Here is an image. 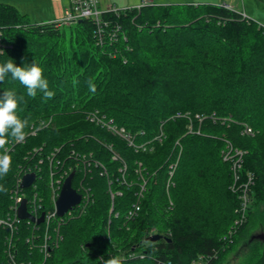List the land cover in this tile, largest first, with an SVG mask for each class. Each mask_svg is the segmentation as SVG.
<instances>
[{"label": "trees", "instance_id": "trees-1", "mask_svg": "<svg viewBox=\"0 0 264 264\" xmlns=\"http://www.w3.org/2000/svg\"><path fill=\"white\" fill-rule=\"evenodd\" d=\"M101 18L99 41L92 18L30 24L0 3V63L35 62L53 93L29 97L10 74L0 81L28 121L23 141L9 136L0 148L11 157L0 177V264H231L237 254V264H264V27L225 4H148ZM228 144L243 153L239 184L254 178L244 210L223 161ZM57 161L93 201L60 226L54 248L51 227L45 242L44 225L23 220L11 233L4 223L21 169L36 177L24 194L35 189L52 207L46 179Z\"/></svg>", "mask_w": 264, "mask_h": 264}, {"label": "rangeland", "instance_id": "rangeland-1", "mask_svg": "<svg viewBox=\"0 0 264 264\" xmlns=\"http://www.w3.org/2000/svg\"><path fill=\"white\" fill-rule=\"evenodd\" d=\"M0 3L15 7L21 14L26 15L30 24L60 20L64 17L65 11L69 10V0H0ZM144 3L161 6L225 4L232 11L264 27V0H97V7L104 12L109 6L118 10L135 9L140 8ZM239 256L238 254L230 256L228 261L237 264L241 259Z\"/></svg>", "mask_w": 264, "mask_h": 264}, {"label": "bare ground", "instance_id": "bare-ground-1", "mask_svg": "<svg viewBox=\"0 0 264 264\" xmlns=\"http://www.w3.org/2000/svg\"><path fill=\"white\" fill-rule=\"evenodd\" d=\"M95 7H94V9H95V11L97 12V16L95 17V16H91V17H86V18H84V17H82L81 16V11H80V9H75V8H73V9H71V6L69 5V10H66L65 11V15H64V17L63 18H61L60 20H57V21H54L55 23H57L59 26L60 25H69V24H71V23H73V22H82L84 19H89V18H92L93 20V22H94V24L96 25V27H97V35H98V37H99V41H101V40H103V36H104V33H103V30L107 27V23L105 22V21H103L102 20V15L103 14H105V13H109V12H117V10L118 9H116V8H109L110 10L109 11H107V12H101L100 10H98V7H97V0H95ZM149 3H144L142 6H144V5H148ZM151 4V3H150ZM108 10V9H107ZM72 11V12H71ZM71 12V15H72V17H73V19L74 20H71V21H65V18L67 17V15L69 14ZM111 38H114V35H112L111 36ZM92 115H94L97 119H99L97 116H96V114H94V113H92L91 115H90V120H91V117H92ZM100 120V119H99ZM91 122H96L97 124H101L102 126H107V129H108V126H110V127H112V128H115L116 130H117V132L118 133H114V132H112L111 130H109L112 134H115V135H119V136H124L123 135V129H118L117 127H115V126H113L112 125V122L110 121V122H108V124L107 123H104L103 121H101L100 120V123H98L97 122V120L95 119L94 121H91ZM252 132H253V134L251 135V136H248V135H245V134H243V132H242V134L243 135H245V136H248V137H253L254 135H255V133H254V131L252 130ZM228 147H231L232 149H233V151H235L236 149H234L230 144H228L227 145V150L225 151V153H224V155H223V161H225V162H229L230 163V165H231V168H232V164H233V161L232 160H224V157H225V154L227 153V151H228ZM238 151V150H237ZM239 152H241V151H239ZM242 153V152H241ZM243 154V153H242ZM76 160H79V162L83 165V166H86L87 164H88V160H86L85 158H83V159H79V158H75ZM58 163V164H57ZM64 165H65V162L64 161H57L56 163H55V168H54V170H51V168H52V164L50 165V167H49V175H48V178L46 179V183H47V188H48V190H49V194H50V200H51V198L53 197V196H55V195H57V194H60V192H61V189H62V187L58 184V181H61V182H65L66 181V179L73 173V176H74V172H72V173H70L69 174V172H70V170H71V168H69L68 170H65L64 169ZM242 165H243V156H242V164H241V168H242ZM22 169L17 173V174H19L18 175V177L16 178V180H15V184H14V187H13V190H12V198H13V196H14V193H15V190H16V187H18L19 188V190H18V196L20 197V199H21V201L22 200H25L26 201V211H27V213H28V211H29V209H30V205H31V203H32V200H33V198H34V196H36V198L37 199H39L40 200V203H41V205H42V207L45 209V206H44V200L41 198V197H39L38 196V192L37 191H35V189L33 190V192L31 193V195H30V197L29 196H27V195H25L24 194V191L25 190H27V189H30L31 187H34V181H33V183L31 184V186H29L28 188H25V189H22L21 187H20V184H21V182H22V179H23V177L25 176V175H28V174H30V172L28 171V172H22ZM239 178H240V176H239ZM73 179V178H72ZM251 181V182H254V178H253V176L252 175H247L246 176V178H245V180L244 181ZM85 186L84 185H82V183H80V187H79V189L78 190H74L73 188V190L77 193V194H80V202H79V204L78 205H76L75 207H73L71 210H69V211H67L62 217H59L58 215H57V212H56V208L55 209H53V208H50L49 210H51L52 212L53 211H55V214H56V221L55 222H51V223H49L48 225H46V224H44V226H45V229H46V233H45V235L46 236H48V237H50L49 236V232H48V230H49V228L51 227V231L53 230V232L55 233V237L57 236V235H59V237H60V232H59V229H60V226L67 220V219H72V218H74V217H78V216H80V215H82V214H80L79 213V211H77V207L81 204V200H82V197H83V194L82 193H85V192H87V190L88 189H86V187L84 188ZM82 188H84L85 190H81ZM88 195H89V198H90V200H89V203H88V205H87V207L92 203V201H93V199H92V194H91V192H89L88 191ZM59 196V195H58ZM136 206V205H135ZM134 206V207H135ZM138 206V205H137ZM19 207H20V205L17 207V209H16V212L14 213L13 212V204L11 205V215L8 217V220H9V222H8V224H7V229H9V225H10V220H16V222L15 223H18L19 221H23V220H20L19 218H18V210H19ZM87 207H86V209H87ZM70 212H72L70 215H69V213ZM77 213V214H76ZM130 217V216H129ZM7 220V221H8ZM2 225V221H0V226ZM60 245V244H59ZM54 247V246H53ZM59 247V246H58ZM58 247H54V248H58ZM10 261L12 262V264H15L14 263V260H13V257L12 258H10ZM202 264H205V263H202Z\"/></svg>", "mask_w": 264, "mask_h": 264}, {"label": "clouds", "instance_id": "clouds-1", "mask_svg": "<svg viewBox=\"0 0 264 264\" xmlns=\"http://www.w3.org/2000/svg\"><path fill=\"white\" fill-rule=\"evenodd\" d=\"M11 79L19 81L25 86L27 95L35 97L38 90L44 95L51 97L53 93L49 91L48 80L43 76V69L35 62L17 66L12 59L6 63H0V81L9 75ZM15 91H3L0 96V148L8 143L9 136L17 141L25 139V128L27 120H21L16 114L18 100ZM11 167V157L6 152L0 154V177L6 175ZM3 189L0 188V191ZM103 264H119L115 258L104 261Z\"/></svg>", "mask_w": 264, "mask_h": 264}, {"label": "built area", "instance_id": "built-area-1", "mask_svg": "<svg viewBox=\"0 0 264 264\" xmlns=\"http://www.w3.org/2000/svg\"><path fill=\"white\" fill-rule=\"evenodd\" d=\"M95 0H69V5L71 6V9L75 8V9H80L81 11V16L86 18V17H91V16H97V12L95 11L94 7H95ZM111 9V8H110ZM110 9L106 10L105 12L109 11ZM72 12V11H71ZM71 12L67 15V17L65 18V21H71L74 20ZM97 120L98 123H100V120L97 119L94 115H92L91 117V121ZM108 129L111 130L114 133H118L117 130L115 128H112L110 126H108ZM243 134L251 136L253 134L252 129L244 126L243 127ZM242 156L243 154L237 150L233 151V149L231 147H228V151L225 154L224 160H232L233 164H232V175H233V186H232V190L235 189V187H238L239 189H241V200H242V204H243V210L245 209L246 205H247V191L250 185H252V182L249 181H245L241 184H239V170L241 169V164H242ZM58 164V163H57ZM34 174V173H33ZM172 176V173H170ZM36 178V177H35ZM74 178V177H73ZM73 180V179H72ZM64 182L58 181V184L62 187ZM72 183V181H71ZM18 190L19 188L16 187L14 196L12 198V204H13V212H16L17 207L20 205L21 203V199L18 196ZM81 190H85L84 188H82ZM83 197L81 200V204L77 207V211H79L80 214H82L83 212H85L86 207L89 203V195H88V190L85 193H82ZM58 195H55L51 198V208L55 209V202L58 198ZM80 195V194H79ZM135 211H138L139 208L136 205L135 206ZM28 213L35 218V220L39 219L41 217V215H43V222L41 224H36V222H30L28 220H26L28 223L30 224H34V225H48L51 222H55L56 221V214L55 211H51L49 209H44L40 203V200L36 198V196H34L32 203L30 205V209L28 211ZM72 212L69 213V215ZM9 220L6 221L4 223V225L7 227ZM16 220H10V225H9V231L14 230V225H15ZM51 237H48L45 235V242L47 240H49ZM54 240H52V246L54 247H58L60 242H61V238L59 237V235H57L56 237L53 238ZM42 250L46 252V254L48 255V246L47 244L42 245ZM12 258V257H11Z\"/></svg>", "mask_w": 264, "mask_h": 264}, {"label": "water", "instance_id": "water-1", "mask_svg": "<svg viewBox=\"0 0 264 264\" xmlns=\"http://www.w3.org/2000/svg\"><path fill=\"white\" fill-rule=\"evenodd\" d=\"M72 178H73V173L63 183L61 192L55 202L56 212L59 217H62L67 211L71 210L80 202V195L77 194L71 187ZM34 180H35V174L31 173L25 175L22 179L20 187L22 189L28 188L29 186H31ZM18 218L20 220H28L30 222H36V224H41L43 222V215H41L39 219L35 220L34 217H32L29 213H27L25 200H22L20 203V207L18 210ZM257 238L264 240V235L262 236L259 235L257 236ZM159 239L160 236L154 235L149 237L147 241L156 242Z\"/></svg>", "mask_w": 264, "mask_h": 264}, {"label": "crops", "instance_id": "crops-1", "mask_svg": "<svg viewBox=\"0 0 264 264\" xmlns=\"http://www.w3.org/2000/svg\"><path fill=\"white\" fill-rule=\"evenodd\" d=\"M227 6H228V5H227ZM110 7H111V6H109L107 9H109ZM228 7H229V6H228ZM229 8H230V7H229ZM107 9H106V10H107ZM49 22H50V21H49Z\"/></svg>", "mask_w": 264, "mask_h": 264}]
</instances>
